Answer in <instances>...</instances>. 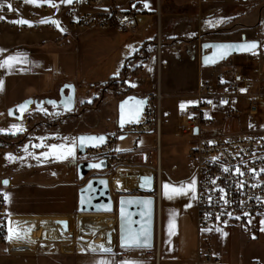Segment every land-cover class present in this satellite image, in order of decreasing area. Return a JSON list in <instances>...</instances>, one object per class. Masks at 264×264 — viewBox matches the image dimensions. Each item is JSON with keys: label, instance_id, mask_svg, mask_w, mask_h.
<instances>
[{"label": "rangeland", "instance_id": "obj_1", "mask_svg": "<svg viewBox=\"0 0 264 264\" xmlns=\"http://www.w3.org/2000/svg\"><path fill=\"white\" fill-rule=\"evenodd\" d=\"M166 1L143 0L141 5L145 14L148 16L154 14L153 16L156 17L157 11L164 14ZM173 4L179 7L181 5H196V2L194 0H173ZM163 18L164 15L160 21L162 27L159 26V38L162 37V39L165 37ZM176 28L175 30H178V24H176ZM147 31H144L141 37H147ZM110 33L111 31H79L62 38L57 37L55 41L45 40L44 42L38 35L55 36L32 34L0 37V61L10 56L19 58L11 68H0V82H2L0 85V130H2L0 131V187H3V181H8V186L3 187V194H7L8 199L5 200V210L1 213L2 216L12 212L39 213L69 210L70 200L72 197L76 199L77 188L73 184L76 183L77 187H80L84 181L75 179L71 170L74 165L69 168L68 164L75 158L86 161L84 157H79L76 153V137L81 132L109 133L110 128L116 124L117 102L121 100L120 95L126 89L121 75L127 58L132 56L131 45H125L132 33L116 35ZM210 37L239 38L240 36L229 33L214 35L207 32L204 34V39ZM257 37V39H261L260 35ZM8 39L13 45H8L10 42L3 44ZM157 42L161 43L162 40L159 39ZM164 43L163 40L162 44ZM160 48H162V55L155 58L156 62L153 67L155 91L149 96L156 104L157 109L159 106L162 127L163 107L166 98L165 94L161 93H166L169 88L174 93L180 86L178 74L182 68L177 67L175 63L172 64L171 59L175 55L176 59L181 54L185 56L187 51L185 47L171 49L162 45ZM258 52L254 53L255 66L262 63ZM191 57H196V60L199 61V46L193 47ZM232 60L233 63L228 59L216 65L212 74L222 75L226 79L236 66L243 63L241 57ZM248 75L250 78L247 77V79L256 85L260 78L258 79L254 72L248 73ZM263 83L264 78L261 84ZM65 84H71L75 89V108L72 112L65 113L61 108L45 105L41 109L32 107L25 113L22 121L8 118L9 108L28 98L38 101L46 99L47 96L37 98L35 95L50 94L54 90L59 92ZM257 86H254L252 90H257ZM260 86L262 90L263 87ZM169 95L186 97L192 94ZM54 99H57V96ZM99 101L98 110H90V107ZM231 103L244 115L241 124L238 125L234 119L223 120L220 127L211 125L206 129L207 131L229 135L264 133V96L257 98L259 115L256 117L247 114L245 97L234 98ZM14 125L16 128L13 127ZM17 128L22 131H18ZM165 131L163 126L161 135L163 169L166 171L171 165H176L179 170L175 176H188L190 182L196 183V177L192 175L193 163L188 159L190 150L195 146L193 138L181 133L176 135V129L167 134ZM154 138L153 133L119 138L116 151H139L141 154L136 158V162L150 164V158L155 159V148L156 152L159 150ZM166 141L173 144L177 148L176 151L167 153ZM52 145L57 147L53 149ZM69 148L73 150L72 156L67 154ZM8 156H11L12 159H8ZM146 161L147 163H145ZM157 167H155V171ZM146 169V166H136L135 163L130 167L117 168L119 175L136 176L137 178L139 175L147 174ZM117 170L111 173L112 176H116ZM53 183H57L59 186L55 188L40 186ZM111 188L115 200L122 194L152 195V193L146 194L138 189L121 193L115 191L113 187ZM83 217L94 218L99 220V223L100 221H114L111 226L112 242L113 247L118 246L116 212L113 214H80L76 211L72 216L60 219L55 217L56 220H67L68 225L72 227L71 236L64 239L58 238L56 235L51 238L44 237L46 240L38 241L33 246V250L66 247L68 244H71L73 249L85 248L80 244L79 237V222ZM262 221L264 218L257 221L237 220L221 228L202 230L203 244L223 264H264V230H261L264 228V224L261 223ZM51 222L42 223L40 228L49 230L53 226ZM107 232L109 231H106L105 234ZM20 240L25 239L20 238Z\"/></svg>", "mask_w": 264, "mask_h": 264}, {"label": "crops", "instance_id": "obj_2", "mask_svg": "<svg viewBox=\"0 0 264 264\" xmlns=\"http://www.w3.org/2000/svg\"><path fill=\"white\" fill-rule=\"evenodd\" d=\"M142 1L143 0H132L129 4V8L136 9L135 19L137 22L136 31L132 32L125 42V45H131L130 52H132V56L127 58V62L124 66L126 72L123 71L121 75L123 83L130 89L129 94L138 97H147L152 100L149 94L155 91L153 67L156 62L155 58L157 59L162 55V48H160L162 45L171 49L185 47L187 51L185 56L181 54L178 59H176L175 55L173 59H171V63L173 62L172 64L175 63L177 67L182 68L178 74L180 79L179 88L174 93L170 88L166 93H161L165 94L164 96L166 98L163 107L164 121L162 125V127L164 126L166 129V134L171 132V130L175 131L178 124L183 121V116L185 114L184 110L187 106L196 102L195 95L202 82H211L214 86L220 88L223 81L228 78V76L224 79L222 75L219 77V75L212 74L214 67H203L200 62L196 60V57H191L193 47H200L202 41H238L242 36H245L247 40H258L260 42L258 53L261 56V65L258 64L255 66V54L233 56L229 58V61L233 63V58L241 57L243 63L234 68L236 72L242 73L246 78H250L248 73L251 74L252 72L257 75L258 79L264 78V0H194L196 5H181L179 7L174 6L173 0H167L164 14H162L161 11H157L156 17L153 16L154 14L151 16L145 14L141 5ZM163 15L165 27L164 39H162V37L159 38V26L160 28L162 27L160 21ZM176 24H178V30H175L177 29ZM144 31H147V37H141ZM207 32L214 35L229 33L240 37H210L204 39V34ZM111 33L114 35L119 34L114 31H111ZM14 35L25 36L0 29L1 38ZM258 35L261 36V39H257ZM38 36L41 38L42 42L45 40H57V37H51L49 35ZM159 39L160 41L162 40L161 43L157 42ZM163 40L165 42L164 44H162ZM5 42H10L8 45H13L9 39L8 41H4L3 44H6ZM262 87L264 88V83ZM263 88L262 91L264 94ZM169 94L192 95L174 97ZM35 96L37 98L40 96L56 98L57 96L58 98V92L54 90L50 94ZM99 106L100 101L90 107V110L96 111ZM223 122L222 110L217 108L213 125L215 127H220ZM162 127L159 150L156 152L155 148V159L151 157L150 164L147 163V161L145 162L147 164H141L140 161H138V163L136 162V158L141 154L139 151H118L120 154L128 155L136 166H146L148 173L145 175L154 176L156 166H158L160 170L158 201L159 231L157 234V242H155V221L153 248L124 249L114 246L110 252H103L97 249H95V251L85 248L73 249L72 246L70 250L61 246L60 248L52 247L48 250H33V246H35L38 241L46 240L44 237L49 238L47 235L48 231L56 228L54 226V222L57 221L55 217H59L60 219L66 216H72V214L77 211V191L79 187L74 183L73 185L77 188L76 199L72 197V200H70L69 210L65 209L63 211L39 213L12 212L6 214V216L0 214V222L7 218L9 227L13 230V238L10 239L8 244L0 242V264H101V262H104V264H197L199 254L206 247L202 241V230L198 229L196 223V183L190 182V177L188 176H175L179 170L176 165H171L166 171L163 169L161 143ZM117 129L116 124H114V126L110 128L109 133L91 131L81 132L80 134L107 135L116 132ZM196 133L193 132L194 135L190 136L193 138L194 145ZM175 134L180 135L176 131ZM216 134H218V132L215 133L209 130L204 133V136L210 137ZM165 148L167 153L176 151L177 149L169 141L165 142ZM74 161L79 162L81 160H78V158L71 160L68 164L69 168L73 165ZM71 170L76 179L75 166L71 167ZM118 170L115 173L116 175L119 173ZM112 175L113 174H110L106 177L109 179ZM192 175L196 177L194 165ZM140 176L143 175H139V177ZM166 185L168 186L167 188L165 187ZM40 186L44 188H55L59 186V184L53 183ZM110 189L112 191L111 187ZM50 221H52L51 223L53 226L49 230L40 228L42 223ZM20 238L25 240H20ZM146 253L152 256L150 258L142 257ZM121 254H125L126 258L119 259L118 257Z\"/></svg>", "mask_w": 264, "mask_h": 264}, {"label": "built area", "instance_id": "obj_3", "mask_svg": "<svg viewBox=\"0 0 264 264\" xmlns=\"http://www.w3.org/2000/svg\"><path fill=\"white\" fill-rule=\"evenodd\" d=\"M132 0H73L71 4L61 0H51L55 7L44 0L25 3V0H0V29L8 32L32 35L50 34L64 37L79 31L97 30L116 33H132L137 29L136 9L129 8ZM13 10H9L7 5ZM26 20L29 24L12 23ZM44 21V22H42ZM53 21L55 23H53ZM220 77V76H219ZM262 79L257 81V90H252L254 82L242 73L232 70L222 86L202 82L195 95L196 102L185 108L183 121L176 132L192 136L196 129L195 146L189 154L196 176V223L199 230L221 228L232 221H257L264 218V133L229 135L216 134L205 137L206 129L213 125L217 108L222 110L223 120H236L240 125L244 119L242 111L232 106V99L245 97L247 114L259 115L257 98L264 96ZM217 102V104H215ZM153 133L157 149L161 134V117L156 104L148 99L144 112L136 122L126 123L116 132L106 135L102 145L85 150L86 161L105 160L103 172H93L92 176H109L120 167L133 166L126 154L116 151L119 138L129 135ZM158 151V150H157ZM152 195L156 201L155 221L159 217L158 194L160 174H154ZM5 197L0 187V214L4 212ZM238 217V218H237ZM9 221L0 222V242L9 243ZM155 242H157L155 231ZM149 253L144 258H150ZM119 259H125L121 254ZM197 264H223L204 249L198 256Z\"/></svg>", "mask_w": 264, "mask_h": 264}, {"label": "water", "instance_id": "obj_4", "mask_svg": "<svg viewBox=\"0 0 264 264\" xmlns=\"http://www.w3.org/2000/svg\"><path fill=\"white\" fill-rule=\"evenodd\" d=\"M245 1V0H244ZM256 44L254 49H246L241 45ZM260 48L258 40H247L244 36L238 41H207L200 44L199 62L203 67H215L233 56L251 55ZM148 102L147 97H138L129 94L117 102L116 127L121 129L126 123L136 122L144 112ZM26 105L21 111L20 106ZM45 105L61 108L63 112L70 113L75 108V89L71 84L63 85L58 98H46L34 100L28 98L7 111L8 118L22 121L26 112L32 107L41 109ZM197 130H194L196 133ZM96 137L97 140H85L83 144L80 138ZM106 134H79L76 137V153L83 157L85 150L102 145L99 142ZM76 168V176L79 181H84L77 191V211L80 214H113L117 213V245L124 249H151L154 247V225H155V200L151 195H119L114 199L106 176H92L93 172H103L106 168L105 160L73 162ZM92 165H99L93 167ZM88 177V178H87ZM6 181V180H5ZM4 182V181H3ZM2 182V186L6 187ZM8 182V181H7ZM138 189L146 194L154 190L153 175H143L138 178ZM64 232H68L66 220L55 221ZM90 227L98 230L99 226L91 222ZM132 237L139 239L140 245L132 243ZM106 238L112 240V232L106 233ZM125 240L127 243L125 244Z\"/></svg>", "mask_w": 264, "mask_h": 264}, {"label": "bare ground", "instance_id": "obj_5", "mask_svg": "<svg viewBox=\"0 0 264 264\" xmlns=\"http://www.w3.org/2000/svg\"><path fill=\"white\" fill-rule=\"evenodd\" d=\"M138 170H140V169H138ZM157 172L160 173V170L158 167H157ZM113 177L114 176L109 177V185H110V187H113L115 189V191H117V192L123 193L125 191H132V190L138 189V186H137L138 185V178L136 176L126 177V176H122V175L117 174L114 178ZM158 200H159V194H158ZM158 220H159V217L157 218V222H156V237L158 236L157 234L159 231V227H158L159 221ZM91 222L96 223L99 226V229L95 230V229L91 228L90 227ZM113 222L114 221H112V222H109V221H107V222L102 221L101 222L100 221V223H99V220H96L94 218L83 217L79 222L80 244L83 245L87 249H98V248L101 249V246H103L104 248H110L111 249L113 247V242H112V240H108L106 238L105 232L112 230L111 226H112ZM54 226L56 228L51 229L47 233L49 238H51L54 235H56L58 238H61V239H64V238L68 237L69 235L71 236V234H72L71 225H68V232H64V230H62V228L60 226L56 225L55 222H54ZM112 237H113V235H112ZM9 242H10V239H9ZM71 246H72L71 244H68V246H66L65 248L70 249Z\"/></svg>", "mask_w": 264, "mask_h": 264}, {"label": "snow or ice", "instance_id": "obj_6", "mask_svg": "<svg viewBox=\"0 0 264 264\" xmlns=\"http://www.w3.org/2000/svg\"><path fill=\"white\" fill-rule=\"evenodd\" d=\"M44 2H46V3H50L51 4V6H53V7H55V4H52L51 3V0H44ZM73 2V0H61V3H66V4H71ZM25 3H35V0H25ZM4 7V5H2V4H0V8H3ZM7 8L11 11V10H13L12 9V6L9 4V5H7ZM2 19H4V17L3 16H0V20H2ZM42 22H44V21H42ZM12 23H17V24H29V26H30V22H28V21H26V20H14V21H12ZM53 23H55L54 21H53ZM240 47H242V48H246V49H254L255 47H256V44H248V45H241ZM18 60H19V58L18 57H12V56H10V57H8L7 59H5V60H3V61H0V68H3V67H8V68H11L12 66H13V63L14 62H18ZM0 85H2V82H0ZM25 107H26V105H22V106H20V108H21V111H23L24 109H25ZM14 128H16V126L14 125L13 126ZM17 130L18 131H22V129H19V128H17ZM0 131H2V130H0ZM97 140V138L96 137H88V138H80V142H81V144H83L84 142H85V140ZM99 139V142L100 143H103V140H104V138L103 137H100V138H98ZM37 147H39V145H37ZM57 146L56 145H52V148L53 149H55ZM68 156H72L73 155V150L71 149V148H69L68 149ZM8 159H12V157L11 156H8L7 157ZM93 167H99V165H92ZM5 185H7V181H4L3 182ZM166 188L168 187L167 185L165 186ZM176 191H179V190H176ZM5 195V200H7L8 199V196H7V194H4ZM238 218V217H237ZM262 224H264V221H262L261 222ZM261 230H264V228H262ZM226 235V234H225ZM13 238V230L10 228L9 229V239H12ZM18 238V237H17ZM132 239V243H134V244H136V245H140V241H139V239H137V238H135V237H132L131 238ZM127 243V240H125V244ZM93 251H95V249H92ZM101 251H103V252H110L111 251V249L110 248H104L103 246H101V249H100ZM101 264H104V262H101Z\"/></svg>", "mask_w": 264, "mask_h": 264}, {"label": "trees", "instance_id": "obj_7", "mask_svg": "<svg viewBox=\"0 0 264 264\" xmlns=\"http://www.w3.org/2000/svg\"><path fill=\"white\" fill-rule=\"evenodd\" d=\"M123 71H124V69L122 70V73H123ZM129 93H130V89L126 87L125 91H123L120 95L121 99L124 98L125 96L129 95Z\"/></svg>", "mask_w": 264, "mask_h": 264}]
</instances>
